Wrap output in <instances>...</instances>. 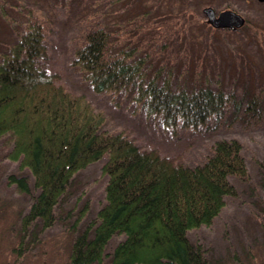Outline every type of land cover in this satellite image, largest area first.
<instances>
[{"label":"rangeland","instance_id":"1","mask_svg":"<svg viewBox=\"0 0 264 264\" xmlns=\"http://www.w3.org/2000/svg\"><path fill=\"white\" fill-rule=\"evenodd\" d=\"M206 6L215 13L231 10L244 19L236 30L214 29L202 14ZM0 52L30 22L44 29L47 54L38 64L59 75L68 91L84 95L105 115L104 129L124 133L141 150L155 149L175 163L194 167L212 152L220 139H236L248 171L247 180L230 177L236 197L213 223L188 232L199 243L209 264H264V3L257 0H0ZM94 25L111 31L110 48L134 49L146 56L148 75H169L172 86L187 90L220 86L231 101L221 113L197 129L162 127L133 100L134 89L118 94L95 93L71 65L82 34ZM260 99L255 114L246 111L252 96ZM11 142L0 138V264H70L68 255L75 231L84 230L105 204V160L90 164L74 175L56 209L54 224L45 230L40 221L28 229L17 248L20 220L36 191L30 173L7 157ZM10 175L24 176L29 193L8 182ZM87 206L85 215H79ZM68 215V216H67ZM81 218L75 228L71 227ZM108 244L110 254L121 240ZM106 255L100 264H109Z\"/></svg>","mask_w":264,"mask_h":264},{"label":"trees","instance_id":"2","mask_svg":"<svg viewBox=\"0 0 264 264\" xmlns=\"http://www.w3.org/2000/svg\"><path fill=\"white\" fill-rule=\"evenodd\" d=\"M245 23L248 27L249 19ZM111 37L105 26L94 25L73 52L71 65L95 93L134 89L133 100L172 132L204 126L230 103L220 86L187 90L174 88L169 75L161 77L159 71L148 75L146 56L127 48L113 52ZM46 54L44 29L37 20L0 52V138L11 142L7 157L30 173L36 191L21 217L17 248L33 223L40 221L43 230L54 224L74 175L104 159L105 204L84 230L75 231L69 263L100 264L108 255L109 264H209L188 232L210 226L225 198L237 196L230 177L247 180L240 142L216 140L211 154L194 167L175 163L155 149L141 150L124 133L105 130L102 111L38 64ZM259 106L254 95L246 111L255 114ZM8 182L22 194L30 192L24 176L10 175ZM86 211L85 205L79 215ZM115 236L122 239L108 254Z\"/></svg>","mask_w":264,"mask_h":264},{"label":"water","instance_id":"3","mask_svg":"<svg viewBox=\"0 0 264 264\" xmlns=\"http://www.w3.org/2000/svg\"><path fill=\"white\" fill-rule=\"evenodd\" d=\"M259 3H264V0H257ZM202 14L205 17L206 23L214 29L236 30L244 24V19L238 13L231 10H224L215 13L213 8L206 6L202 9Z\"/></svg>","mask_w":264,"mask_h":264}]
</instances>
